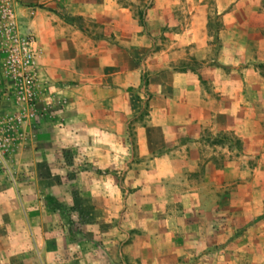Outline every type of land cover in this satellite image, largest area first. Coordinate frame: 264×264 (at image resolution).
Instances as JSON below:
<instances>
[{
    "label": "crops",
    "instance_id": "crops-1",
    "mask_svg": "<svg viewBox=\"0 0 264 264\" xmlns=\"http://www.w3.org/2000/svg\"><path fill=\"white\" fill-rule=\"evenodd\" d=\"M25 1L50 104L17 144L0 264H188L221 241L264 264L261 0Z\"/></svg>",
    "mask_w": 264,
    "mask_h": 264
},
{
    "label": "rangeland",
    "instance_id": "rangeland-1",
    "mask_svg": "<svg viewBox=\"0 0 264 264\" xmlns=\"http://www.w3.org/2000/svg\"><path fill=\"white\" fill-rule=\"evenodd\" d=\"M139 5V8H137V14L141 17L142 12L147 7V1L141 2ZM35 6L41 5L37 2H27L25 0H0V11L10 10L12 12L16 32L20 35L27 36L28 40H33V43L31 44L34 51L33 68L38 77L35 66L36 58L38 56V42L34 30L27 25L29 20L35 16ZM77 21H79L84 28L90 29L91 26L95 27V24L91 21ZM5 40V34L0 31V48ZM2 59L3 53L0 50V67ZM10 92L9 85L0 76V234L4 233L3 210L1 209V205L4 203L5 197L8 199V196H5L3 193L4 188L10 187L13 190L14 199L18 200L16 196V189L19 187V182L22 181L24 177V167L18 163L17 152L20 146L17 144L19 139L22 137V133H24V135L27 134V131L25 130L27 129L26 125L28 123L32 125V123L36 120L33 118L27 119V123L16 121V123H14V127L10 128V126H8V117L16 110V104ZM29 134L31 135L32 133L29 132ZM6 138H9V140H6ZM231 142H233V140H231ZM66 156H69V154L67 153ZM7 168L13 175L15 181L14 184L10 180ZM85 222L86 219L83 212L76 210L72 216L73 229L77 232L78 229H81V226ZM227 245V241H221L214 245L213 248L217 252L213 255L209 254L210 249H208L206 251L208 253H204L201 257L192 256L189 258L188 264H229L231 261V248ZM176 262L177 264H185L186 260L177 259Z\"/></svg>",
    "mask_w": 264,
    "mask_h": 264
},
{
    "label": "built area",
    "instance_id": "built-area-1",
    "mask_svg": "<svg viewBox=\"0 0 264 264\" xmlns=\"http://www.w3.org/2000/svg\"><path fill=\"white\" fill-rule=\"evenodd\" d=\"M0 31L6 37L0 48L3 53L0 76L9 85L10 94L16 104L15 112L8 117V126L14 127L16 121L27 123V119L31 118L36 119L32 123L35 125L45 115L50 103L47 99L48 92L39 82L33 68V40H28L27 36L16 32L10 10L0 11ZM32 125L28 123L26 126ZM7 171L14 184L12 173L8 168Z\"/></svg>",
    "mask_w": 264,
    "mask_h": 264
},
{
    "label": "trees",
    "instance_id": "trees-1",
    "mask_svg": "<svg viewBox=\"0 0 264 264\" xmlns=\"http://www.w3.org/2000/svg\"><path fill=\"white\" fill-rule=\"evenodd\" d=\"M261 2H262V4L264 5V0H261ZM62 217H63L64 220L68 221L67 216H65L63 213H62Z\"/></svg>",
    "mask_w": 264,
    "mask_h": 264
}]
</instances>
